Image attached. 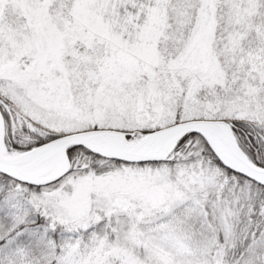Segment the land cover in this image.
I'll use <instances>...</instances> for the list:
<instances>
[{"label": "snow or ice", "instance_id": "1", "mask_svg": "<svg viewBox=\"0 0 264 264\" xmlns=\"http://www.w3.org/2000/svg\"><path fill=\"white\" fill-rule=\"evenodd\" d=\"M0 264H264V0H0Z\"/></svg>", "mask_w": 264, "mask_h": 264}]
</instances>
